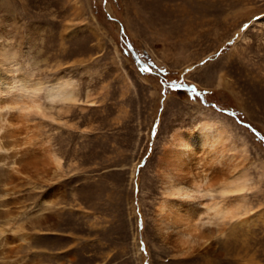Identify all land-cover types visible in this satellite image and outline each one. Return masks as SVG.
<instances>
[{
  "label": "rangeland",
  "instance_id": "1",
  "mask_svg": "<svg viewBox=\"0 0 264 264\" xmlns=\"http://www.w3.org/2000/svg\"><path fill=\"white\" fill-rule=\"evenodd\" d=\"M263 17L264 0H0L1 75L73 96L0 106V264H264ZM205 120L236 152L170 156ZM168 167L199 181L200 242L160 224L184 212L158 215ZM227 184L244 202L216 216Z\"/></svg>",
  "mask_w": 264,
  "mask_h": 264
},
{
  "label": "bare ground",
  "instance_id": "2",
  "mask_svg": "<svg viewBox=\"0 0 264 264\" xmlns=\"http://www.w3.org/2000/svg\"><path fill=\"white\" fill-rule=\"evenodd\" d=\"M263 21H264V17H263ZM1 73H0V106L1 104L2 106L15 104V106L21 105L28 109L33 107L39 108L41 107V102L40 99L37 98L36 94L42 88L47 89L46 97L47 100L51 102L69 101L73 97L71 84L68 81H62V79L60 78L59 79L56 78L49 82H43L41 80L30 81L28 79H25V77H18L20 75L18 76H16L15 74L1 75ZM3 92H8V93L4 95ZM177 133L172 137L171 140L172 148L170 150L168 149V151L170 153V156H175V158L178 161L181 160L185 164H186V160L188 161L190 155L195 153H199L203 155V157H205L208 154L214 153L215 154L214 156H217L218 158H223L227 152L228 154H234L236 152L235 151L236 148L233 145H232L233 146L232 149L229 148L228 145H226L227 137L225 138L226 133L224 129H222L219 125H217V123L211 120H205L203 122H200L193 131H189V132L183 131ZM189 164L190 163H188V165ZM184 172L185 170L184 171L179 169L174 170L169 167L166 168L165 176H164L165 180L163 183V198L162 201L160 202V205L158 206V215L164 213L166 210H169L168 206L170 205V203H173L174 201H179L181 204L184 205V212L174 213L168 211L167 215H165L166 213L163 214L166 216L165 218L160 219L159 217V219L161 220L160 224L164 225L166 229L167 228L174 229L175 227L180 225L181 227L180 228L177 227L175 233L180 237L179 239H182V242L183 241L191 242L197 239L199 241V239H204V236L201 235L200 230L198 232H195L196 230L200 229L198 225L199 215L198 213H196L195 208L190 209V205L194 204L195 200L200 199L201 197H203V195L199 193L200 184L198 183L199 182L198 179L192 176L193 179L186 181L183 178ZM192 172L194 171L192 170ZM237 179H241V176L240 178ZM161 182H163V180ZM239 183H241V181ZM245 183L246 182L241 183V186H244ZM228 186L229 184L225 186L226 187L225 190H222L220 192V200L212 201L208 206H206L207 211L212 209L214 215L216 216L220 215L221 217H226L230 214L235 213L239 209V207L244 202L245 196L242 195V192L240 193L238 192L236 195H234L233 192H232L233 194L230 193L228 191ZM231 187H233V185ZM197 205L199 204L197 203ZM173 217L174 219H176L177 217L179 221L178 220H177L178 222L172 221Z\"/></svg>",
  "mask_w": 264,
  "mask_h": 264
},
{
  "label": "water",
  "instance_id": "3",
  "mask_svg": "<svg viewBox=\"0 0 264 264\" xmlns=\"http://www.w3.org/2000/svg\"><path fill=\"white\" fill-rule=\"evenodd\" d=\"M196 93H197V94L200 96V98H202V95H201V93H199V92H197V91H196Z\"/></svg>",
  "mask_w": 264,
  "mask_h": 264
}]
</instances>
